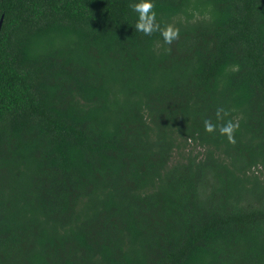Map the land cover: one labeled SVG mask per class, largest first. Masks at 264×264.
<instances>
[{
	"label": "trees",
	"instance_id": "16d2710c",
	"mask_svg": "<svg viewBox=\"0 0 264 264\" xmlns=\"http://www.w3.org/2000/svg\"><path fill=\"white\" fill-rule=\"evenodd\" d=\"M135 2L0 0V264H264V0Z\"/></svg>",
	"mask_w": 264,
	"mask_h": 264
},
{
	"label": "clouds",
	"instance_id": "9594fccd",
	"mask_svg": "<svg viewBox=\"0 0 264 264\" xmlns=\"http://www.w3.org/2000/svg\"><path fill=\"white\" fill-rule=\"evenodd\" d=\"M129 7L138 14V20L135 24L136 31L142 32L146 36H151L155 32H159L168 45L179 39L180 31L173 24H166L161 26L157 21V13L155 12V4L152 0H138V2L130 3ZM230 113L223 108L216 110V118L223 121L224 117L229 116ZM239 127L238 122L228 120L226 123H221L219 127L213 123L211 119L204 120V128L208 133H215L219 131L221 136H226L229 143L235 144V132Z\"/></svg>",
	"mask_w": 264,
	"mask_h": 264
},
{
	"label": "water",
	"instance_id": "95a60500",
	"mask_svg": "<svg viewBox=\"0 0 264 264\" xmlns=\"http://www.w3.org/2000/svg\"><path fill=\"white\" fill-rule=\"evenodd\" d=\"M2 20H3V16L0 17V28H1Z\"/></svg>",
	"mask_w": 264,
	"mask_h": 264
}]
</instances>
